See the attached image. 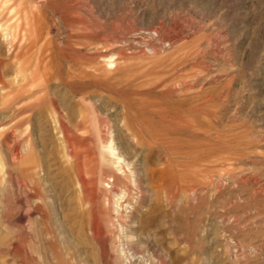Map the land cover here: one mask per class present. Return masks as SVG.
I'll return each mask as SVG.
<instances>
[{
  "label": "rangeland",
  "instance_id": "rangeland-1",
  "mask_svg": "<svg viewBox=\"0 0 264 264\" xmlns=\"http://www.w3.org/2000/svg\"><path fill=\"white\" fill-rule=\"evenodd\" d=\"M0 264H264V0H0Z\"/></svg>",
  "mask_w": 264,
  "mask_h": 264
},
{
  "label": "bare ground",
  "instance_id": "bare-ground-1",
  "mask_svg": "<svg viewBox=\"0 0 264 264\" xmlns=\"http://www.w3.org/2000/svg\"><path fill=\"white\" fill-rule=\"evenodd\" d=\"M112 65L113 64L109 62L108 68L110 69ZM63 142H64V148L66 152L69 146L65 140H63ZM98 154H99L100 163L107 169L106 173H108L111 183H113L112 185H118L119 183H122V180H121L122 178L120 177H122L123 174H122V169L120 167L121 165H123L124 161L119 151L115 147L113 141L108 140L105 143L103 142L102 146L99 149ZM92 162H93L92 160L86 161L85 165L91 168ZM118 171H121V173H119Z\"/></svg>",
  "mask_w": 264,
  "mask_h": 264
}]
</instances>
